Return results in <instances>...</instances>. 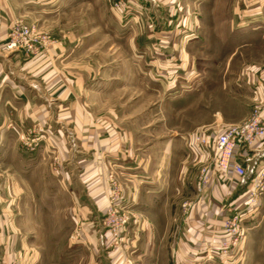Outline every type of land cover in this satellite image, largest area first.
<instances>
[{
  "label": "rangeland",
  "instance_id": "374dc122",
  "mask_svg": "<svg viewBox=\"0 0 264 264\" xmlns=\"http://www.w3.org/2000/svg\"><path fill=\"white\" fill-rule=\"evenodd\" d=\"M135 1L139 5L129 14L113 11L106 0H26L25 6L33 25L38 23L50 34L88 38L83 54L91 69L90 104L117 115L134 138L133 147L149 157L148 164L164 162L173 170L183 164V138L205 129L220 133L223 124H239L240 118L253 113L254 103L236 87L246 89L240 76L243 68L264 66V0H179L186 14L169 13L158 0ZM167 47L171 57L163 58ZM181 52L187 54L186 60ZM217 117L222 124L215 123ZM14 127L9 126L0 142V183H7L19 252L8 260L0 247V264H88L92 258L85 225L73 217L76 193L63 178L68 171L74 173V167L44 128L25 124L13 132ZM53 128L56 135L62 129L59 124ZM169 141L174 149L166 156ZM107 161L112 165V170L107 165L108 207L97 224L107 235L108 251L123 250L132 211L120 185L121 167L110 157ZM136 175L151 181L150 174ZM192 203L190 198L183 201L179 210L183 221ZM250 208L249 218L243 208H225L230 212L223 226L225 239L206 244L204 258L210 264H248L243 260L248 244L261 247L258 264H264V201L246 206ZM238 216L244 239L233 245L238 234L227 222ZM125 217L128 223L120 226ZM109 224L115 225L117 236ZM255 226L262 229L260 236L250 234L248 229ZM76 230L80 236L72 240Z\"/></svg>",
  "mask_w": 264,
  "mask_h": 264
},
{
  "label": "crops",
  "instance_id": "0c3cea01",
  "mask_svg": "<svg viewBox=\"0 0 264 264\" xmlns=\"http://www.w3.org/2000/svg\"><path fill=\"white\" fill-rule=\"evenodd\" d=\"M158 1L167 6L169 13H187L180 8L179 0ZM25 2L0 0V142L5 141L9 126H15L14 132L22 130L25 124L44 128L45 133L58 142L62 156L75 170L74 173L68 171L63 178L76 193L73 217L75 222L85 225L86 245L92 258L88 264H210L204 258L206 244L225 239L224 221L230 215L225 208H243L247 211L245 217L252 215L251 208L246 209V200L257 172L264 167V139L241 149V160L248 171L242 180L226 179L215 164L213 149L218 130L213 129L199 133L210 143L206 148L196 143L194 135L183 138V164L173 170L164 162L148 164L149 157L145 159V152L133 147L134 138L123 128L117 115L102 113L90 104L88 82L91 69L83 54L88 38H76L69 32L50 34L36 23L38 34L47 39L41 53L27 58L22 53L3 50V43L14 23L35 24L28 19ZM171 52L168 47L164 48L161 56L171 57ZM155 54L159 55L154 53L153 56ZM180 57L186 60L187 54L181 52ZM240 76L243 78L242 87L246 89L241 91L236 87L237 93L247 94L254 108L260 106L264 120V66L245 67ZM240 119L248 118L243 116ZM219 121L217 117L215 123L222 124L217 123ZM230 123L223 124L221 131ZM54 124L62 128L58 135L53 131ZM165 147V155H172V142L166 143ZM109 157L121 167L119 173L123 182L120 181V185L124 187L133 218L127 228L128 243L123 250L113 251H108L107 235H103L97 224L98 217L108 207L107 165L112 170L111 160L107 161ZM122 171L135 176L127 178ZM139 173L150 174V183L143 176L138 178L136 174ZM6 189L7 183H0V247L9 260L19 250L15 248L13 213L9 206L11 198ZM176 195L177 200L173 198ZM188 198L192 199L193 207L183 221L179 210ZM260 200L264 201V194ZM248 230L256 236L262 231L258 226ZM259 249L260 246L248 244L243 260L246 259L248 264L261 262L258 258L263 252Z\"/></svg>",
  "mask_w": 264,
  "mask_h": 264
},
{
  "label": "built area",
  "instance_id": "2783aa9c",
  "mask_svg": "<svg viewBox=\"0 0 264 264\" xmlns=\"http://www.w3.org/2000/svg\"><path fill=\"white\" fill-rule=\"evenodd\" d=\"M108 6L117 13L129 14L130 10L138 7L135 0H106ZM47 45V39L38 34L37 28L33 24H24L22 22L14 23L3 43V50L7 53H22L25 57H33L41 53ZM194 139L197 144L206 148L210 146L209 141L196 133ZM264 139V120L260 106L254 108L251 116L239 123L233 124L218 133L214 144L213 158L215 164L224 172V177L228 180H242L246 177L248 171L242 162L241 149L250 146L256 140ZM206 170H203V180L206 179ZM264 194V167L256 174L250 189L246 206L251 207L260 200ZM241 218L234 217L228 219L227 226L230 230L235 231L237 238L233 245L243 241L244 231L241 228ZM128 223L127 217L122 218L120 226H125ZM113 227L114 235H118V230L114 228V224H109ZM120 233V232H119ZM80 236V231L76 230L71 236L72 240H77Z\"/></svg>",
  "mask_w": 264,
  "mask_h": 264
}]
</instances>
